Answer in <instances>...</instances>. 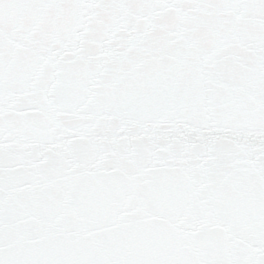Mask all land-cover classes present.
Segmentation results:
<instances>
[{"label":"snow or ice","instance_id":"1","mask_svg":"<svg viewBox=\"0 0 264 264\" xmlns=\"http://www.w3.org/2000/svg\"><path fill=\"white\" fill-rule=\"evenodd\" d=\"M0 264H264V0H0Z\"/></svg>","mask_w":264,"mask_h":264}]
</instances>
